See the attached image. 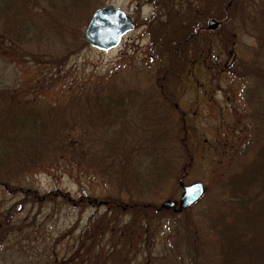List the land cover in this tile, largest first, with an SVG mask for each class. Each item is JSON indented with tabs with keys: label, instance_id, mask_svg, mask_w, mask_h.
Returning <instances> with one entry per match:
<instances>
[{
	"label": "trees",
	"instance_id": "1",
	"mask_svg": "<svg viewBox=\"0 0 264 264\" xmlns=\"http://www.w3.org/2000/svg\"><path fill=\"white\" fill-rule=\"evenodd\" d=\"M98 1L0 0V186L7 187L6 184L23 174L24 168L47 167L57 158L68 165L82 163L87 166L86 153L91 151L96 161L95 172L119 186V196L125 201L123 209L137 214L140 209L155 208L159 217L156 221L160 222L166 215L170 217L171 210L147 202L144 181L158 175V182L166 174H173L175 186H180L181 181L192 173L195 154L191 148L198 145L194 143V131H191L193 120L186 118L172 94L178 88H169L166 83L169 85V81L178 80L176 70L180 65L182 70L191 69L189 74L196 68L205 67L209 56L204 54L209 55L214 46L209 39L202 45L201 40L200 43L195 40L200 34L208 33L206 26L201 25L195 30L196 36L193 30L187 38L188 41L191 39L188 46L185 38L173 40L162 56L153 55L156 67L150 77L154 82L152 89H141L138 82L133 83L140 78L135 75L138 72L131 70L129 77L121 78L124 82L115 88L116 92L110 88L118 86L112 77L113 80L97 89L77 87L71 98L60 100L59 104L47 101L42 96L48 83L45 76L37 77L34 85H28L32 81L30 76L21 77L19 68L59 66L84 47L81 42L73 50L75 45L70 43L71 38L79 37L77 33L97 8ZM230 1L229 7L223 6L219 11L221 15L217 12L210 18L218 19L223 25L226 13L232 7L238 6L239 2L247 6L249 2ZM166 3L158 5L159 8L166 10L171 6ZM252 4L253 0H250V7H254ZM257 6V10L253 8L255 19L249 26L254 41L252 47L247 48L249 53H238L235 40L225 36L226 39H221L223 60L212 62L218 63L220 68L226 65V71L242 83L247 109L244 121L250 125L247 128L249 138L239 140L228 152L233 154L231 171L217 175L216 191L198 211L203 213L202 219L213 239L210 238L216 249V264H264V0H258ZM183 47L186 51L188 47L184 58L191 57V60L182 57ZM173 86L177 87V84ZM153 91L165 104L168 122L165 125L170 127L166 135L152 130L153 124L157 125L155 118L160 116L156 110H163L156 103ZM148 94L153 95L147 102L154 116L143 120L132 115L131 100L139 96L145 98ZM129 117L131 123H126L130 121ZM129 137L135 142L133 146L124 147L131 139ZM222 138L227 139L226 135ZM203 140L205 147L209 139ZM219 140H216L215 150L219 145L227 149V143L221 144ZM169 144L171 148H168ZM167 163L170 165L166 168ZM151 193L153 197L154 192ZM166 211L169 212L165 214ZM135 226L138 231L139 226ZM3 228L0 223V253L7 247L8 239L23 227L19 225L13 230L7 223ZM124 228L126 233L129 232L128 226ZM121 232L124 234L123 230ZM82 245L76 243L77 249L75 247L67 257L53 256V260L46 258L36 264H88L91 259Z\"/></svg>",
	"mask_w": 264,
	"mask_h": 264
},
{
	"label": "rangeland",
	"instance_id": "2",
	"mask_svg": "<svg viewBox=\"0 0 264 264\" xmlns=\"http://www.w3.org/2000/svg\"><path fill=\"white\" fill-rule=\"evenodd\" d=\"M228 1L209 3L204 0H169L166 4L171 6L165 10L159 8L157 0H99L90 18L95 10L112 5L124 11L133 21L131 31L122 36L117 47L104 51L84 42L89 18L77 33L79 37L74 40L71 38L70 42L75 45L73 50L81 42L84 47L65 62L59 66L32 65L29 70L25 66L19 68L21 77L30 76L32 81L28 85H34V80L44 75L48 83L42 96L56 103L71 98L77 87L97 89L108 84L113 80L112 77H115L113 81L118 86L110 88L116 92L115 88L121 87L131 70L138 72L135 75L140 78V81L133 83L138 82L141 89H152L154 82L150 77L156 67L153 55L162 56L163 50L173 40L185 38L188 46L191 39L188 41L187 38L193 30L196 36L195 30L201 25L206 26L208 33L199 35L197 32L200 39L197 36L195 40L199 43L201 40L202 45L209 39L214 46L209 55L204 54L213 58L208 57L205 67L202 65L205 72L200 67L189 74L191 69L182 70L183 66L180 65L176 70L178 80L169 81V85L165 82L169 88H178L176 93H172L176 96L178 108L185 112L187 119L193 120L191 131H194V143L198 145L191 148L195 154L192 173L178 187L175 186L173 174H166L158 182V175L144 181V185H147L144 197L149 200L147 202H154L160 208L166 201H173L177 206L183 194L182 186L201 183L204 189L202 196L182 210L165 209L171 210V215H166L159 222L156 221L159 217L156 216L155 208L140 209L137 214L123 209L125 201L119 196V186H114L95 172L93 168L96 161L91 151L86 153L89 159L87 166L82 163L68 165L57 161L60 159L57 158L47 167L33 170L24 168L23 174L6 184L7 187L0 186V223L4 228L8 223V227L13 230L19 225L23 227L8 239L7 247L0 253V264H36L46 258L53 260V256L64 258L75 251V247L77 249L76 243L83 244V251L91 259L88 264L96 261L97 264H216V249L210 240L212 237L202 219L203 213L198 211L216 191L217 175L231 171L233 154L228 152L239 140L249 138L250 130L247 131V128L250 125L244 121L247 109L242 83L226 71V65L222 69L218 63L212 62L223 60L221 39H226L225 36H229L231 41L235 40L238 53H249L247 48L254 43L249 26L255 19L253 8L257 10L258 7V0H253L254 7H250V0L247 6L239 2L238 6L226 10L228 12L221 25L218 19L210 17L217 15V12L221 15ZM241 4L243 7H240ZM147 20L152 22L147 24ZM209 20L218 23L215 30L207 29ZM158 37V40L154 39ZM187 51L185 49L182 54L183 58ZM121 78L124 80L121 81ZM174 83L177 87L173 86ZM153 93L156 103L161 105L157 107L163 110H156L160 116L155 118L158 121L154 122L157 125L153 124L152 130L166 135L170 127L165 125V104ZM140 98H132L131 113L149 120L154 114L147 101L150 102L153 95L148 94L142 100ZM126 123H131V120ZM222 135H226L227 139L222 138ZM129 138L124 147L133 146L135 140ZM203 138L209 139L205 147ZM218 139L221 144L227 143L228 148L223 149L219 145L215 150ZM171 147L169 144L168 148ZM166 165L167 168L170 164ZM151 192H154L155 197L151 196ZM172 195L173 198H170ZM113 198L118 200L115 202ZM135 225L139 226L138 231ZM125 226L129 228L127 233Z\"/></svg>",
	"mask_w": 264,
	"mask_h": 264
},
{
	"label": "water",
	"instance_id": "3",
	"mask_svg": "<svg viewBox=\"0 0 264 264\" xmlns=\"http://www.w3.org/2000/svg\"><path fill=\"white\" fill-rule=\"evenodd\" d=\"M218 23L214 20L208 22L207 29L215 30ZM133 22L127 14L121 9H116L112 5L95 10L88 21L84 42L98 50H110L117 47L122 36L131 31ZM183 194L178 203V209L182 210L196 202L203 194V185L194 183L188 186H182ZM175 202L166 201L162 203L161 208L174 209Z\"/></svg>",
	"mask_w": 264,
	"mask_h": 264
},
{
	"label": "flooded vegetation",
	"instance_id": "4",
	"mask_svg": "<svg viewBox=\"0 0 264 264\" xmlns=\"http://www.w3.org/2000/svg\"><path fill=\"white\" fill-rule=\"evenodd\" d=\"M167 1H169V0H167ZM167 1H159V0H157V3L159 2L160 4L159 5H163L165 2H167ZM204 1H207V2H209V3H215V2H218V0H204ZM220 1V0H219ZM164 2V3H163ZM156 3V2H155ZM156 3V4H157ZM170 3H171V1H170ZM231 3H232V1H228V2H226V5H227V7H229L230 5H231Z\"/></svg>",
	"mask_w": 264,
	"mask_h": 264
}]
</instances>
